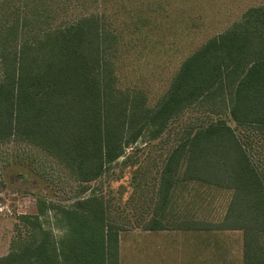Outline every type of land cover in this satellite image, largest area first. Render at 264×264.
I'll list each match as a JSON object with an SVG mask.
<instances>
[{"label":"trees","instance_id":"1","mask_svg":"<svg viewBox=\"0 0 264 264\" xmlns=\"http://www.w3.org/2000/svg\"><path fill=\"white\" fill-rule=\"evenodd\" d=\"M119 1L125 17L111 19V0H0V145L35 150L11 166L25 163L29 175L43 178L42 155L80 186L70 205L39 196L36 213L20 216L30 236L21 235L0 264H120L112 206L134 224L140 208L152 211L147 231L241 232L242 264H264V172L252 155L255 142L264 146V6L249 8L183 58L152 104L135 82L122 86L126 55H169L181 34L196 36L202 22L178 20L171 41L157 18L165 14L163 0L145 10L137 0ZM208 106L217 119L174 128ZM172 135V149L151 177L131 151ZM117 166L116 180L129 174L126 197L92 187ZM216 193L229 195L221 217L195 210Z\"/></svg>","mask_w":264,"mask_h":264},{"label":"rangeland","instance_id":"2","mask_svg":"<svg viewBox=\"0 0 264 264\" xmlns=\"http://www.w3.org/2000/svg\"><path fill=\"white\" fill-rule=\"evenodd\" d=\"M142 10L146 9V4L153 3L155 0H137ZM119 0H111L108 14L111 19L125 17L121 10ZM165 14L163 12L157 13V18L162 20L165 25H161L160 30L164 31L163 36L173 40L179 34V26L176 27L177 21L182 20H198L202 22V28L197 30V35L193 37L187 36L185 33L181 34L184 41L179 47L175 48L173 53L164 54L157 52L150 54L145 59L141 53H135L133 50L127 54L126 58L121 64V84L122 86L131 85L135 82L136 89L149 95L152 104H156L167 90L171 79L176 73L179 64L183 58L188 56L191 52L201 47L209 38L224 32L233 23L239 21L242 14L251 7L264 6V0H163ZM120 12V14H119ZM192 12V13H191ZM119 15V16H118ZM165 16H172L170 23L168 20L164 21ZM203 20V21H202ZM185 31L186 23L182 24ZM181 28V29H182ZM174 32V34H173ZM182 32V31H181ZM180 32V33H181ZM174 35V36H173ZM178 46V43H176ZM139 50V49H137ZM140 51V50H139ZM145 60V61H144ZM144 62V65L142 66ZM134 67H139L137 75L133 73ZM210 106L204 107L201 110H192L186 114L182 120L174 127L183 130L188 127L199 126L204 122L217 119L219 116L216 111H212ZM211 112L212 114H209ZM220 118H227L223 111H219ZM175 142V137L165 136L162 141H158L149 146L142 143L135 148L131 153L135 158H138L150 166L151 177H158V171L162 168L166 156L169 154ZM36 154L35 150L24 145L16 143H4L0 145V204L8 206L12 209V215H5L0 213V258L10 253L13 247L19 244L18 238L21 235L29 237L31 229L28 225H24L20 221V216L23 214H34L37 211V200L39 196H52L62 205H70L75 201L78 195L79 184L73 179L68 178L53 162L39 156L43 163L44 172H41L43 178L35 174L29 175L28 170H24L27 164L15 163L11 166V160H17L18 154ZM252 155L255 162L262 168L264 172V146L258 142L254 143ZM30 157V155L28 156ZM8 163L6 164V162ZM27 161V159H26ZM158 165V166H155ZM147 166V165H146ZM26 169V168H25ZM114 170V171H113ZM110 173L105 175L100 181L92 184L95 190L103 193L105 196L116 195L124 193L126 197L131 189L126 188L129 184V174L121 179L116 180L121 168L115 167ZM28 175V176H27ZM120 186H124L119 189ZM127 189V192H126ZM114 191V193L112 192ZM187 200L190 198L188 192H184ZM183 199V198H182ZM229 195L225 193H216L212 197L205 195V203H197L196 211H199L206 216L221 217L226 210ZM185 200V203L187 202ZM183 201V200H182ZM182 202L180 203V205ZM144 205V204H143ZM179 205V206H180ZM182 207H186L183 205ZM140 208V207H139ZM144 208L138 210V214H142L139 223L134 224L131 219L129 221L123 219V213L117 211L114 206L111 209V216L113 217L114 225H119L120 234L122 236L121 247L123 251H132L137 254L139 251L138 240L147 236L145 230L146 222L151 218L152 211L146 212ZM117 211V212H116ZM132 220H135L132 219ZM52 224V221H50ZM50 226V225H49ZM172 232V231H170ZM57 236L61 235L57 229H54ZM20 234V235H19ZM166 237L156 238V241L161 244L167 243L166 246H159L162 251L173 254L177 252L178 238L174 233L165 235ZM207 238L208 252L210 254L209 264H242L243 262V235L241 232H209L204 234V240ZM19 241V242H18ZM144 242V241H143ZM184 242H190L185 239ZM149 250L154 249V244L148 243ZM157 249V248H155ZM184 255H187V249L182 250ZM135 262H132L134 264Z\"/></svg>","mask_w":264,"mask_h":264},{"label":"crops","instance_id":"3","mask_svg":"<svg viewBox=\"0 0 264 264\" xmlns=\"http://www.w3.org/2000/svg\"><path fill=\"white\" fill-rule=\"evenodd\" d=\"M147 231V230H146ZM172 231V232H170ZM147 231V236L138 240L139 251L137 254L132 251H123L121 247L122 236H120V264H209L210 254L208 252L207 238L204 240V234L207 231ZM174 233L178 238L177 252L173 254L162 251L159 246H166L161 242L156 241V238L166 237V234ZM189 239L190 242H184ZM144 241V242H143ZM148 243L154 244V249L149 250ZM157 248V249H155ZM187 249V255H184L182 250Z\"/></svg>","mask_w":264,"mask_h":264},{"label":"built area","instance_id":"4","mask_svg":"<svg viewBox=\"0 0 264 264\" xmlns=\"http://www.w3.org/2000/svg\"><path fill=\"white\" fill-rule=\"evenodd\" d=\"M0 213L1 214H5V215H12V209L8 206H4L2 204H0Z\"/></svg>","mask_w":264,"mask_h":264}]
</instances>
